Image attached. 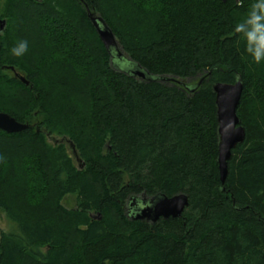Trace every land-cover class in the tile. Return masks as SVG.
I'll return each mask as SVG.
<instances>
[{
    "label": "trees",
    "instance_id": "obj_1",
    "mask_svg": "<svg viewBox=\"0 0 264 264\" xmlns=\"http://www.w3.org/2000/svg\"><path fill=\"white\" fill-rule=\"evenodd\" d=\"M256 3L0 0V113L28 126L0 131L23 150L0 152V264H264V59L234 31ZM87 12L111 30L120 60ZM31 32L55 48L12 56ZM45 51L61 55L60 69ZM237 80L245 138L221 183L211 88ZM178 194L188 202L180 217L133 219Z\"/></svg>",
    "mask_w": 264,
    "mask_h": 264
},
{
    "label": "water",
    "instance_id": "obj_2",
    "mask_svg": "<svg viewBox=\"0 0 264 264\" xmlns=\"http://www.w3.org/2000/svg\"><path fill=\"white\" fill-rule=\"evenodd\" d=\"M228 0H222L225 2ZM237 3L239 0H230ZM87 18L94 27L97 36L108 52L111 58L121 59V54L117 49V42L111 30L105 25L102 19L93 16L87 12ZM5 21L0 20V32L3 31ZM6 69L13 71L12 67ZM131 75L146 78L147 74L142 71L139 66H134L130 70ZM25 86L28 82L19 74H14ZM150 79V77H149ZM202 82L199 80L190 90L197 88ZM242 83L237 80L233 84L215 83L212 85V93L215 96L216 121H217V139H218V154H217V168L219 173V180L224 183L227 174V162L230 159L231 151L240 145L245 138V132L236 116V109L242 93ZM26 124L17 122L10 115L0 113V131L7 134L19 133L27 129ZM70 147L71 144H70ZM80 166H82L80 164ZM134 203V201H133ZM188 202L184 194H178L173 197H160L156 200H151L147 204H143L138 208L132 216L134 220L147 221L150 223L156 222L158 219L178 218L186 208Z\"/></svg>",
    "mask_w": 264,
    "mask_h": 264
},
{
    "label": "clouds",
    "instance_id": "obj_3",
    "mask_svg": "<svg viewBox=\"0 0 264 264\" xmlns=\"http://www.w3.org/2000/svg\"><path fill=\"white\" fill-rule=\"evenodd\" d=\"M234 31L244 34L248 42L246 51L252 56L254 62L260 63L264 59V0H257L249 18L237 23ZM27 49V41L21 40L10 49V52L12 56L20 57Z\"/></svg>",
    "mask_w": 264,
    "mask_h": 264
},
{
    "label": "rangeland",
    "instance_id": "obj_4",
    "mask_svg": "<svg viewBox=\"0 0 264 264\" xmlns=\"http://www.w3.org/2000/svg\"><path fill=\"white\" fill-rule=\"evenodd\" d=\"M109 1V0H108ZM108 3H110V2H108ZM115 16H117V15H115ZM24 35V38H22L23 40H25V41H27V43H28V47H30L31 49H33V46H36L37 48L36 49H33V50H38L40 53L42 52L43 53V50L44 49H41V48H43V47H46L47 49H51V48H55V46L54 45H50V42H48L47 40H46V42L44 41V38H43V36H39V34L38 33H36V34H34L33 32H31V34H29V33H25V34H23ZM41 39H43V42H42V44H40L41 42ZM46 52V53H45ZM44 52V54H47V55H49L50 57L48 58V59H46L45 61L46 62H48V61H52V59H53V64H54V69L55 68H61V66H60V63H61V55L58 53V55H55L54 53H51V52H49V51H45ZM53 55H55V57H53ZM47 58V57H46ZM40 59H43L42 57H40ZM113 60V59H112ZM58 61H60V62H58ZM67 63H71V61H66ZM72 64V63H71ZM73 65V64H72ZM47 66H48V64H47ZM116 69H120L119 67H121V66H118V65H116L115 64V66H114ZM59 69H57L58 70V72H59ZM56 70V69H55ZM57 72V71H56ZM58 74V73H57ZM51 78V77H50ZM10 99V98H9ZM12 100H7V103H9L10 101L12 102L14 99L13 98H11ZM22 101V100H24V99H18V101ZM16 102V101H15ZM23 102V101H22ZM24 103H26V101L24 100ZM9 106V105H8ZM49 141L51 142V143H53V142H56V141H60V140H52V139H49ZM66 146H67V148H68V151H69V154H71V157L73 158V161L75 162V164L77 165V162H76V160L74 159V156H73V154H72V152H71V150H70V148H69V145L68 144H66ZM18 149V150H17ZM0 152L1 153H3V154H5L6 152V154H9V155H12V156H15V157H17V156H19V157H21V156H23V150H20L17 146H15V145H11V144H5V143H3L2 142V140H0ZM11 153V154H10ZM5 154V155H6ZM1 156H3V155H1ZM8 156V155H7ZM25 186V185H24ZM27 187H30L31 185H26ZM33 187V186H32ZM31 187V188H32ZM16 195V192H14V190L11 192V195L14 197L15 195ZM25 197V196H24ZM21 194H19L17 197H15V199H16V202H17V204H16V206H19L20 208H22L23 209V207H24V205L22 204V202L24 201L23 200V198H24ZM21 200H23V201H21ZM64 204L66 205V206H72L73 205V202H72V199L71 198H66L65 199V201H64ZM33 211H31V216H33V213H32ZM41 212V210H39V211H37V214H42V213H40ZM6 227V223H5V221H4V218H3V215L0 213V231L1 230H3L4 228Z\"/></svg>",
    "mask_w": 264,
    "mask_h": 264
}]
</instances>
